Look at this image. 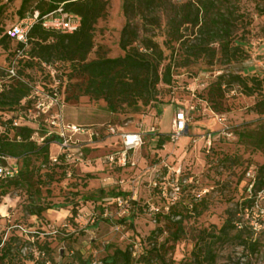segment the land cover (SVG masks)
Returning <instances> with one entry per match:
<instances>
[{"label": "rangeland", "instance_id": "374dc122", "mask_svg": "<svg viewBox=\"0 0 264 264\" xmlns=\"http://www.w3.org/2000/svg\"><path fill=\"white\" fill-rule=\"evenodd\" d=\"M21 2L0 0L3 34L18 22ZM123 2L111 0L108 16L99 21L91 59L96 57L99 46L111 57L124 54L119 45L126 22ZM230 6L240 16L235 36L244 40V61L223 64L218 60L207 65L199 59L186 67H174L175 82L171 87L160 85L159 102L124 113H112L104 100L88 96L81 97L77 104L66 102L63 121L70 129L79 128L74 139L89 149L86 162L72 175L65 176L62 169H57L56 178L61 179L53 181L49 191H45L46 187L43 191L47 201L68 202L77 206V213L73 216L71 207H61L48 210L42 218L30 216L24 208L28 201L26 192L14 190L0 199V236L7 239L19 232L33 242L31 233L44 230L46 236L43 233L41 236L54 242L57 261L61 252L70 257L73 251H79L86 259H103L115 247H130L137 258L153 245L165 242L169 263L190 262L200 232L223 225L228 210L234 209L245 195L248 171L256 174L264 164V153L239 138V132L255 129L264 122V114L254 108L262 96L247 95L238 84L227 87L225 110L221 112L214 111L205 99V88L221 73L264 76V0H232ZM163 22L156 39L165 48ZM16 48L18 44L13 40L8 48L0 44V89L18 80L7 77L8 66L15 57L19 62V79L32 90L42 93L58 90L65 97L69 63L40 64L34 60L30 64V54L16 57ZM166 52L169 54L170 50ZM32 102V109L36 110V102ZM179 108L186 109L189 120L183 134L173 138V119ZM14 114L17 110L0 109L3 119ZM109 125L118 133H109ZM6 131L7 126L1 124L0 133ZM123 131L143 132V143L128 153L125 165L110 163L106 156L122 149L120 132ZM159 132L166 139L162 148L157 146L155 134ZM51 151L56 154L59 147L53 144ZM43 168L45 172L47 168ZM119 190L128 195L113 197L112 191ZM196 205L202 214L191 211ZM171 206L188 216L184 221L186 234L176 243L167 240L168 231L158 229H166L164 214ZM133 215V223H120ZM263 244L258 252H252L233 240L219 243L216 264H264ZM34 248L28 243L22 252ZM26 264L34 262L28 260ZM152 264L162 263L154 258Z\"/></svg>", "mask_w": 264, "mask_h": 264}, {"label": "trees", "instance_id": "16d2710c", "mask_svg": "<svg viewBox=\"0 0 264 264\" xmlns=\"http://www.w3.org/2000/svg\"><path fill=\"white\" fill-rule=\"evenodd\" d=\"M110 3L111 0H22L17 10L19 20L27 14L39 12L43 16L62 7L66 12L80 15L81 25L72 33H64L45 29L37 23L29 32L27 47L8 36L6 30L3 34L0 28V44L8 48L11 40L16 41L19 49L26 48L25 51L30 54V64L34 60L40 64L69 63L65 102L77 104L83 96L93 100L102 99L112 113H124L159 102L160 85L171 87L175 82L174 67H186L199 59L205 60L207 65H214L218 60L223 64L244 61V40L235 36L240 16L231 8L232 0H124L126 22L119 41L124 54L111 57L103 50V46H99L96 57L91 59L89 56L96 46L98 23L108 16ZM164 20L165 48L156 39ZM168 49L169 54L166 52ZM235 84L242 87L247 95L262 96L254 108L264 114V76L249 73L219 74L205 88V99L210 107L216 112L225 110V89ZM31 92V87L21 79L10 81V84L0 89V109L17 110V114L8 118L0 116V125L7 126V131L0 133V155L12 157L19 164L18 174L0 179V199L14 190H24L28 200L24 208L28 215L42 218L50 209L71 207L72 215L75 216L77 206L68 202L47 201L43 189L46 187L45 191H49V185L61 179L56 178L57 169H62L65 176L71 170L72 175L86 160L77 166L71 165L64 152L59 154L57 161L51 160V145L59 138L55 134L47 135L44 116H41L42 121H22L17 126L12 124L18 111L33 107V100L27 99ZM36 132L45 136L42 142L33 138ZM155 135L157 146L162 148L166 142L164 134L159 132ZM239 138L264 153V122L255 129L239 132ZM88 150L83 146L86 158ZM43 166L47 168L45 172H42ZM255 177L252 196H248L246 183L245 195L238 200L234 209L228 210L223 225L217 229L202 230L192 260L179 264H216V245L230 240L252 252L260 250L264 243V220H261V229L256 230L247 216L252 215L251 208L257 191L264 187V164L258 167ZM127 195L122 190L112 191L115 198ZM247 210H250L249 214ZM191 211L202 214L197 205ZM164 215L166 229H158L161 232L168 231L167 240L176 243L186 234L184 221L188 216L175 210L174 206ZM133 219L134 215L125 217L120 223H133ZM42 233L46 236L44 230L40 229L31 233L33 242L26 234L19 232L7 239L0 236V264H26L28 260L34 264H82L94 259H86L79 251H73L70 257L66 252H61L60 260L57 261L54 257V242L51 238L41 236ZM28 243L35 248L23 254L24 246ZM166 250L165 242L160 246L155 244L136 258L130 247H115L102 260L106 264H152L154 258H158L162 264H171L166 259Z\"/></svg>", "mask_w": 264, "mask_h": 264}, {"label": "built area", "instance_id": "2783aa9c", "mask_svg": "<svg viewBox=\"0 0 264 264\" xmlns=\"http://www.w3.org/2000/svg\"><path fill=\"white\" fill-rule=\"evenodd\" d=\"M37 23L42 24V26L48 30L72 33L79 29L81 25V16L76 13L66 12L62 7L43 16H40L39 12H34L27 14L25 17L18 20L17 23L9 26L6 29V34L12 39L24 43L25 47H27L29 44V32ZM25 50L26 48H18L15 50L14 54L16 57L25 56L27 53ZM18 64V60L14 57L8 66L7 77L12 79L20 78ZM2 88L3 87H1V89ZM27 99L34 100L36 102V110H33L32 108L21 110L18 113V116L13 117L12 124L17 126L22 121L30 123L38 122V118L44 116V126L47 130V135L55 134L59 138L53 143L59 147V152L56 154L52 152L50 156L51 160L57 161L59 159V154L64 152L66 160L71 165L77 166L78 164L85 162L86 157L83 151V145L79 143V140L74 139V134L79 131V128L74 127L73 129H70L63 121V110L66 105L64 96L60 94L58 90H53L49 93L32 90ZM188 120L189 117L186 109L179 108L173 119V138H178L183 134L184 130L187 128ZM37 126L40 127L38 123ZM108 131L112 134L118 133L117 129L112 125L108 126ZM120 135L123 143L122 149L118 152L108 154L106 159L110 163L125 165L128 153L142 145L143 132L123 131L120 132ZM33 138L42 142L45 136H40V134L36 132ZM18 172L19 164L16 159L0 155V179L13 177L18 174ZM68 173L71 174V170H69ZM247 175L249 177V181L247 182V193L248 196H252L256 177L252 170H249ZM251 211L252 215L249 214L250 210H247L249 214L247 218L250 219V224L256 230H260L262 227L261 220H264V187L257 191ZM82 264L106 263L102 259L94 258L89 262Z\"/></svg>", "mask_w": 264, "mask_h": 264}]
</instances>
